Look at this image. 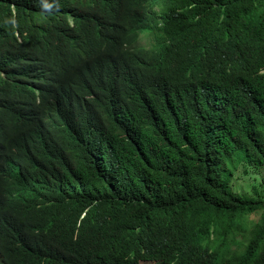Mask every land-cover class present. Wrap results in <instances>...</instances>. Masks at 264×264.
<instances>
[{
	"label": "trees",
	"instance_id": "16d2710c",
	"mask_svg": "<svg viewBox=\"0 0 264 264\" xmlns=\"http://www.w3.org/2000/svg\"><path fill=\"white\" fill-rule=\"evenodd\" d=\"M9 1L20 3L0 9ZM21 1L57 36L66 3L70 14L80 4L79 23L102 5L107 26L138 43L151 31L203 33L224 75L198 97L170 43L160 53L137 46L149 51L134 62L119 57L118 79L89 51L74 57L85 70L72 89L42 80L19 104L0 100L12 142L0 137V223H39L47 238L63 227L89 234L96 264L124 250L158 264H264V177L250 193L230 186L236 170H264V0ZM15 52L0 43V69ZM89 70L97 84L85 101ZM62 104L74 106L58 112Z\"/></svg>",
	"mask_w": 264,
	"mask_h": 264
},
{
	"label": "clouds",
	"instance_id": "9594fccd",
	"mask_svg": "<svg viewBox=\"0 0 264 264\" xmlns=\"http://www.w3.org/2000/svg\"><path fill=\"white\" fill-rule=\"evenodd\" d=\"M75 5V12L70 14L71 4L58 6V12L64 16L62 25L65 32L57 36L48 31L49 16L35 13L30 5L5 3L0 9L7 16V21L0 23V43H7L16 50L14 63L7 69H0V100L19 104L25 95L37 90L42 80L56 81L60 91H68L74 87L79 71L85 70L76 58L77 55L94 51L107 62L113 78L120 77L117 59L122 56L135 60L141 51L137 46H153L160 53L169 43L172 51L180 58V76L184 80L196 83V95L205 91H213L220 76L224 75L220 65V55L211 51L213 38L203 33L178 32L166 39L162 31L152 32V37L137 42V38L121 37L113 28L107 26L96 7L84 8L82 23L75 19L80 8ZM113 7L106 5V10ZM110 14V12H108ZM117 18L119 16L117 15ZM161 25H159L160 27ZM61 38L62 40H57ZM195 45L183 49L184 45ZM155 51V52H156ZM176 59V60H177ZM87 91L82 98L87 101L95 92L97 80L89 70ZM63 104L58 112L70 109ZM57 112V117H58ZM0 137L7 144L11 142V120L0 113ZM85 216L82 213L81 218ZM80 218V219H81ZM12 220L0 223V264H96L91 263V254L95 242L86 233H67L61 228L52 238H47L43 227L27 225L24 228L11 227ZM128 247V245L126 244ZM113 264H158L157 261L128 255L124 251L116 253Z\"/></svg>",
	"mask_w": 264,
	"mask_h": 264
},
{
	"label": "rangeland",
	"instance_id": "374dc122",
	"mask_svg": "<svg viewBox=\"0 0 264 264\" xmlns=\"http://www.w3.org/2000/svg\"><path fill=\"white\" fill-rule=\"evenodd\" d=\"M264 177V170L248 168L247 173L242 169L236 170L230 181V186L235 192L250 193L252 186H258L261 178Z\"/></svg>",
	"mask_w": 264,
	"mask_h": 264
}]
</instances>
